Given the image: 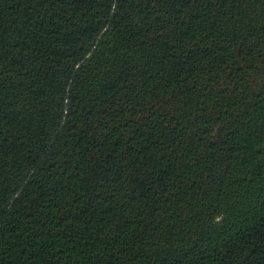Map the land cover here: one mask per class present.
<instances>
[{
  "label": "trees",
  "instance_id": "obj_1",
  "mask_svg": "<svg viewBox=\"0 0 264 264\" xmlns=\"http://www.w3.org/2000/svg\"><path fill=\"white\" fill-rule=\"evenodd\" d=\"M0 264H264V0H0Z\"/></svg>",
  "mask_w": 264,
  "mask_h": 264
}]
</instances>
